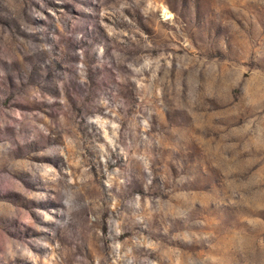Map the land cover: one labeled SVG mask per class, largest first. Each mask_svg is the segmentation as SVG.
<instances>
[{"label":"rangeland","instance_id":"1","mask_svg":"<svg viewBox=\"0 0 264 264\" xmlns=\"http://www.w3.org/2000/svg\"><path fill=\"white\" fill-rule=\"evenodd\" d=\"M0 264H264V0H0Z\"/></svg>","mask_w":264,"mask_h":264}]
</instances>
